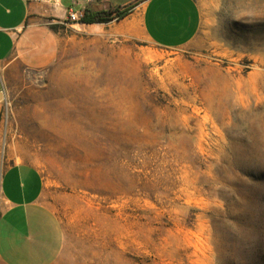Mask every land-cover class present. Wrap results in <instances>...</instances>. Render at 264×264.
<instances>
[{
    "label": "rangeland",
    "instance_id": "obj_1",
    "mask_svg": "<svg viewBox=\"0 0 264 264\" xmlns=\"http://www.w3.org/2000/svg\"><path fill=\"white\" fill-rule=\"evenodd\" d=\"M201 7L177 48L66 20L4 79L0 167L40 170L54 264H264V0Z\"/></svg>",
    "mask_w": 264,
    "mask_h": 264
},
{
    "label": "crops",
    "instance_id": "obj_2",
    "mask_svg": "<svg viewBox=\"0 0 264 264\" xmlns=\"http://www.w3.org/2000/svg\"><path fill=\"white\" fill-rule=\"evenodd\" d=\"M204 0H0V91L18 65L46 66L57 32L49 27L75 11H106L136 22L155 45L181 47L198 33ZM94 25L96 23H82ZM2 99H0V116ZM44 179L36 165L11 161L0 167V264H54L64 240L62 225L43 200Z\"/></svg>",
    "mask_w": 264,
    "mask_h": 264
},
{
    "label": "trees",
    "instance_id": "obj_3",
    "mask_svg": "<svg viewBox=\"0 0 264 264\" xmlns=\"http://www.w3.org/2000/svg\"><path fill=\"white\" fill-rule=\"evenodd\" d=\"M131 8V6L123 9V10H117L116 11V18L120 19L122 17H124L129 9ZM109 16L107 15L106 11L103 10H98V11H84L81 18H80V22L81 23H86V24H90V23H105L109 20ZM49 27L53 30L56 29V24H50Z\"/></svg>",
    "mask_w": 264,
    "mask_h": 264
},
{
    "label": "built area",
    "instance_id": "obj_4",
    "mask_svg": "<svg viewBox=\"0 0 264 264\" xmlns=\"http://www.w3.org/2000/svg\"><path fill=\"white\" fill-rule=\"evenodd\" d=\"M82 15H79L78 13H76L75 11H70L68 13V16H67V20H70L72 22H75V23H79L80 21V18H81Z\"/></svg>",
    "mask_w": 264,
    "mask_h": 264
},
{
    "label": "water",
    "instance_id": "obj_5",
    "mask_svg": "<svg viewBox=\"0 0 264 264\" xmlns=\"http://www.w3.org/2000/svg\"><path fill=\"white\" fill-rule=\"evenodd\" d=\"M4 98L3 92L0 91V99Z\"/></svg>",
    "mask_w": 264,
    "mask_h": 264
}]
</instances>
